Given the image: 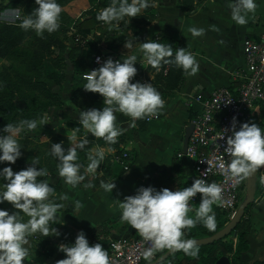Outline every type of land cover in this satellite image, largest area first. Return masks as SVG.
Returning <instances> with one entry per match:
<instances>
[{
  "label": "clouds",
  "instance_id": "clouds-1",
  "mask_svg": "<svg viewBox=\"0 0 264 264\" xmlns=\"http://www.w3.org/2000/svg\"><path fill=\"white\" fill-rule=\"evenodd\" d=\"M35 4L38 7L30 14L18 17V27L25 32L34 31L40 38L45 33L51 35L57 32L61 27L62 6L57 0H35ZM152 4L153 0H110L109 6L100 10L96 19L111 31L119 27L122 21L130 23L132 18L139 17L142 10ZM228 8L231 20L236 25L245 26L255 15L257 3L256 0H229ZM188 31L193 38L205 35L203 28L190 27ZM132 46V41L124 44L126 49ZM139 51L146 63L157 71L164 65H175L187 77L195 76L199 71L196 57L185 48L174 51L170 44L149 39L140 43ZM137 59L136 55H130L123 60L108 58L100 64V58L97 57L100 66L84 72L86 83L83 90L99 94L103 107L79 111V123L85 131L78 138L80 127L73 129L71 136L67 137L71 147L64 148L62 143L51 144L48 154L57 161L58 175L65 185L74 189L88 174L95 177L105 160L104 149L87 148L89 134L103 139L109 145L107 152L112 153L114 149L110 146L117 144L118 138L126 131L117 122V114L129 117V127H135L137 120L156 117L164 109L165 100L152 83L133 82L137 75ZM47 119L45 115L39 123ZM37 127V119H25L17 124H7L0 130V165H8L0 168V205L7 202L12 207L11 212L0 208V264H23L29 256V237L37 233L44 237L61 235L51 225L56 223L57 213L63 205L52 199L55 189L50 186L49 180L40 179L49 176L48 169H38V159H34L26 169L14 172L11 167L23 155L17 137L21 133L35 132ZM230 131L226 144H218L217 149L220 151L223 147V153L230 161L220 162L218 168L236 187L264 166V128L253 122H244L239 124L237 130V118L233 117ZM224 135L219 139H223ZM81 151H86V167L79 162L78 152ZM207 174L208 169L201 174L203 178L195 179L190 187L182 190H157L153 186H140L134 195L124 197L123 201L119 200L113 206L120 212L121 221L135 229L146 243L142 256L147 264H152L157 252L165 250L172 254L183 252L186 256L198 257L199 241L187 238L188 230L202 225L209 232H214L217 222L213 206L222 207L225 203L224 189L215 182H206ZM115 187L113 181L100 183V188L107 193H112ZM198 193L200 203L193 218L188 215L193 211L190 202ZM82 207L77 201L75 212ZM24 217L28 219L25 221ZM58 250L66 258L58 260L56 264H111L108 251L100 243L90 245L83 230L77 234L74 243H61Z\"/></svg>",
  "mask_w": 264,
  "mask_h": 264
},
{
  "label": "crops",
  "instance_id": "crops-1",
  "mask_svg": "<svg viewBox=\"0 0 264 264\" xmlns=\"http://www.w3.org/2000/svg\"><path fill=\"white\" fill-rule=\"evenodd\" d=\"M256 3L255 15L249 19L247 25L239 26L231 20L229 0H202L189 10L180 0H154L155 18L142 30L140 38H170L181 42L196 57L199 71L191 77L184 74L179 88L167 90L168 93H164L160 87L165 107L158 116L145 120L146 126L143 130H138L136 123L133 134H130L126 118L117 114V122L126 129V148L131 155L132 162L127 172L124 171L120 176L102 173L98 182L91 184V187L77 186L74 189L65 185L56 175L47 178L52 185L59 183L67 198V202H63L66 204L59 203L63 208L57 213L56 223L61 225V235L50 236L46 243L50 246L48 250L54 249L51 256L44 258L42 255L39 256L42 259H35L29 252L23 264H56L58 260L66 258L65 254L58 250V245L74 243L81 230L86 234L90 245L100 243L103 248L110 239L131 238L133 230L127 231L107 224L108 220L120 217V212L113 206L118 204L119 200L123 201L124 197L134 195L140 186H153L157 190L169 188L175 153L182 150V142L180 144L177 137L190 124L189 109L193 115L201 109L200 103L195 100L196 94L206 96L215 88L228 85L233 80L235 71L243 65V39L264 38V0H256ZM190 27L205 29V35L193 38L188 31ZM89 98L87 110L102 109L103 103L97 94H91ZM76 107V112L81 110ZM137 142L150 146L149 150L140 149ZM183 159L184 157L178 163L188 187L193 174L192 164L189 159L190 163L186 167ZM257 175L260 186L258 191L256 188L255 203L249 208L250 227L246 236L248 248L240 257L241 264H251L264 259V178L258 172ZM101 181H113L116 187L112 193L100 188ZM77 201L83 207L75 212L74 205ZM69 208L71 210H68ZM120 235L124 237H119ZM48 250L45 249L44 254ZM224 258L226 257H221L219 261ZM230 259L232 257L229 261Z\"/></svg>",
  "mask_w": 264,
  "mask_h": 264
},
{
  "label": "rangeland",
  "instance_id": "rangeland-1",
  "mask_svg": "<svg viewBox=\"0 0 264 264\" xmlns=\"http://www.w3.org/2000/svg\"><path fill=\"white\" fill-rule=\"evenodd\" d=\"M187 2H194L195 0H185ZM62 6L61 13V27L60 29L49 35L44 34L43 38L37 37L34 31H23L18 27L20 20L18 17H26L35 7V0H0V130L7 124L2 121V114L13 104L17 108V113L21 115L24 107L33 98H38L40 101L48 104V108L43 115L37 119L38 127L35 132L21 133L17 139L22 146V157L11 165L13 171H19L31 166L34 159L39 160V165L36 167L47 168L48 173L51 169L57 171V161L54 157L48 154L52 143H62V147H71V142L67 139L72 134L75 127H80V135L84 133V129L79 123V111L87 110L89 103V96L91 92H85L83 85L86 81L83 79L85 71H89L93 66V55L108 54L113 58L125 59L127 56L136 55L137 75L135 81L142 78L147 83L152 85L164 93H168L166 82L159 81V75L166 77L161 69L159 71L153 69L144 60L142 53L139 51L140 43L147 42L144 38L132 36L141 21L147 19V25H150L154 18V2L150 6V10H142L139 17L131 19L130 23L122 21L117 28L109 31L108 26L96 19L97 14L103 8H106V0H57ZM96 10V11H95ZM96 12V13H94ZM128 18H126L127 20ZM135 26V27H133ZM7 39V41L5 40ZM11 45L7 49L6 45ZM132 41L131 49L124 47L125 42ZM174 48H185L184 46L174 45ZM189 51L187 48H185ZM190 52V51H189ZM102 101V97L97 94ZM78 106L79 110L76 112ZM47 115L48 119L39 123L43 117ZM123 116V115H122ZM20 117V116H19ZM127 125L131 124V119L125 117ZM145 120V119H144ZM21 121L19 118L14 123ZM137 123V122H136ZM261 128H264V112L262 117L255 122ZM130 134L134 132L133 127H129ZM184 137V131L179 133L177 140L181 144ZM88 149L95 150L101 148L105 150V160L99 166L97 175L95 177L88 174L86 179L81 182L79 187L85 188L87 184L98 182V178L104 174H116L120 169L125 171V165L131 162V155L126 148L127 136L124 132L118 138V143L111 145L114 149L112 153L107 152L109 145H106L103 139H97L89 134ZM180 140V141H179ZM139 148L149 150L150 146L144 143L137 142ZM150 145V144H149ZM181 147V146H180ZM179 147V149H180ZM182 151V150H181ZM181 151L175 153L174 158L177 162L182 161L179 156ZM123 153H127L128 157H122ZM80 157L79 162L86 167L88 160L86 151L78 152ZM117 157H121L117 160ZM183 163L186 167L189 165V158L184 156ZM8 166L7 164L0 165V168ZM83 171V169H82ZM50 176V175H49ZM48 176V177H49ZM58 176V175H56ZM48 177H41L40 179H47ZM59 177V176H58ZM60 179V178H59ZM62 180V179H61ZM52 185V184H51ZM245 190L240 196V203L247 195L246 182ZM52 199L58 203L66 204L67 198L65 194L57 193L55 191ZM200 199L192 203L193 209L188 215L194 218L195 209L198 208ZM2 208L12 211L11 205L5 202L1 205ZM216 213L217 221L224 219H231L227 213H223L218 206H213ZM222 210V211H221ZM25 221L28 219L24 217ZM114 227H121V222L113 225ZM54 228V224L51 225ZM246 227V225H245ZM57 231L59 228L55 227ZM125 230V229H124ZM132 231L131 237L138 235L135 229H128ZM194 233L199 232L197 227L189 229ZM52 234V233H50ZM119 237H124L120 235ZM49 237H44L37 233L29 237V252L32 256L44 255L45 249H49ZM233 241L234 236L231 235L227 239ZM216 250L224 252L222 246L217 245Z\"/></svg>",
  "mask_w": 264,
  "mask_h": 264
},
{
  "label": "built area",
  "instance_id": "built-area-1",
  "mask_svg": "<svg viewBox=\"0 0 264 264\" xmlns=\"http://www.w3.org/2000/svg\"><path fill=\"white\" fill-rule=\"evenodd\" d=\"M241 55L243 65L235 71L233 80L228 85L217 87L206 96L201 93L196 94L195 100L200 103L201 109L190 120L193 129L188 140L186 155L182 151L179 154L180 157L187 156L192 164L193 174L188 187L195 179L203 178L201 174L208 169L206 182H215L224 189L225 203L220 209L230 218L234 216L240 205V196L245 190L246 179L233 187V182L218 168L220 162L228 163L230 158L223 153V147L220 151L217 149L218 144L225 145L227 137L231 135L233 117L237 118V130L239 124L255 123L262 117L264 112V38L260 40L244 38L241 44ZM97 57L100 58V64L108 58L114 61L119 60L108 54L93 55V66L90 70L100 66L97 63ZM168 69V66L161 67L164 75L168 73ZM139 81L142 82V78ZM145 82L143 79V83ZM224 133V138L219 139ZM122 157L126 158L128 154L123 153ZM120 158L117 157V160ZM128 168L129 166L125 165L124 169ZM258 173L264 178V166L258 170ZM199 199L198 193L190 202V207ZM146 247V243L137 235L136 238L108 240L107 251L111 264H143L146 261L142 253ZM157 253L152 260L157 257Z\"/></svg>",
  "mask_w": 264,
  "mask_h": 264
},
{
  "label": "trees",
  "instance_id": "trees-1",
  "mask_svg": "<svg viewBox=\"0 0 264 264\" xmlns=\"http://www.w3.org/2000/svg\"><path fill=\"white\" fill-rule=\"evenodd\" d=\"M180 1L184 5V7L187 10H189L192 7H194L195 5H197L202 0H195L194 2H192V1L187 2L185 0H180ZM153 2H154V0H153ZM109 3H110V0H106L105 5L108 7ZM149 10H150V7L148 9H146V11H149ZM94 13H96V12H94ZM145 20H147V19L144 18V21H141L140 25L137 28L135 26H133V27H135V31L132 33V36L137 37L142 33V30L147 26V23H148ZM5 40L7 41V39H5ZM156 41L162 42L165 44H170L174 51L176 49V48H174L175 44H177V47L178 46H184L181 42H178V41H176L174 39H170V38H157ZM12 44L14 45L15 41H13V43H10V45H6L7 49H9ZM165 66L169 67L168 73L165 75L166 77H163V78H162V75L160 74L158 76L160 79L159 81H161V83H162V80L164 82H166L168 79V84L166 86H165V83L164 84L162 83L164 87H167V90H174V89L179 88V86L181 85V83L184 79V73L182 72L181 69H178L177 67H175V65H164V66H162V68H164ZM47 108H48V104L40 101L38 98H33L24 107L23 111L21 112V115H19L20 113L16 114L17 108L14 107L13 104H11V106L8 107L4 111V113L2 114L1 117H2L3 123H6V124L14 123V121H17L19 118L21 120L39 119L43 115V112H45L47 110ZM190 110L191 109H189V118L191 119L194 115L191 113ZM137 126H138V130H143L146 126V121L145 120H138ZM131 162L128 165L129 167L131 165ZM123 172L124 171L122 169H120L115 175L120 176ZM49 175H58V171H56L55 169H53V170L51 169V171H49ZM61 179L62 178H60V180ZM169 181H170V186L168 188L169 190H173V191L182 190L184 187H186L185 177L182 174L181 165H180V163H178L176 161L175 158L173 159V173H172ZM94 184L95 183H93V185ZM50 186L54 187V189L57 193L61 192V194H62L63 191H62L59 183H57L56 185L50 184ZM259 186H260V181H259V176L257 175V179H256L257 191L259 190ZM56 203H58V202L56 201ZM254 203L255 202L251 203L246 208L243 217L237 223L234 230L231 231L228 235L220 238L219 240H217L211 244L199 246L198 257L193 258L190 256H186L183 252H176L174 254H171L165 261L161 262L160 264H169V263H171V264H223L222 262H225L226 264H228V263L230 264V262H231V264H241L242 262L240 261V257L248 248L246 236H247V232H248L249 227H250V222H249V218H248L249 208L252 207ZM0 208H2L1 205H0ZM11 209H12V207H11ZM68 210H71V208H69ZM222 212L226 213L225 211H222ZM229 221H230L229 219L217 221V218H216L217 228L214 232H209L202 225H197L196 227L199 230V232L194 233L193 231L188 230L187 238L202 239L205 237L212 236V235L216 234L217 232H219L221 229H223L229 223ZM118 222H121V229H125V230L133 229L127 223L122 222L120 217L108 220L107 224H109L110 226H113L114 224H116ZM245 225H246V227H245ZM54 226L57 228H61V225H59V223H55ZM101 229H103V228H101ZM231 235H233L235 238L234 243H233V241L227 240L228 237ZM136 237H134V238H136ZM107 244H108V241L106 242V246L104 247L105 250H107ZM217 245H219V246L221 245L224 252L217 251L216 250ZM165 251L157 253V257L160 256ZM53 252H54L53 248L46 251V253L43 255L44 258H48L49 256H51L53 254ZM221 257H226V258L222 259V261H219V259ZM230 257H232V259H230V261H229ZM34 258L35 259H42L39 256H35ZM143 264H147V262H144ZM251 264H264V259L260 260V261H258V260L254 261Z\"/></svg>",
  "mask_w": 264,
  "mask_h": 264
},
{
  "label": "water",
  "instance_id": "water-1",
  "mask_svg": "<svg viewBox=\"0 0 264 264\" xmlns=\"http://www.w3.org/2000/svg\"><path fill=\"white\" fill-rule=\"evenodd\" d=\"M192 129H193L192 124L187 125L185 127V129H184V137H183V140H182V153L184 155H186V152H187L188 140H189L190 134L192 132ZM257 172H255L250 178L246 179L247 195H246L245 199L242 201V203H240L236 213L230 219L229 223L223 229H221L219 232H217L216 234H214L212 236L205 237V238H202V239H196L197 241H199V246L211 244V243L219 240L220 238L228 235L231 231L234 230V228L236 227L237 223L243 217L246 208L251 203L254 202V196H255V193H256ZM171 254L172 253H169L166 250L160 256H158L157 258L152 260V264H160L161 262L165 261Z\"/></svg>",
  "mask_w": 264,
  "mask_h": 264
}]
</instances>
